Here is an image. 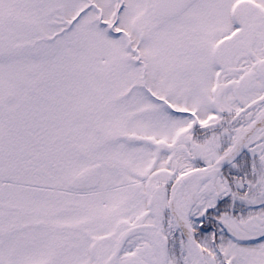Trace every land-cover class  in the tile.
Listing matches in <instances>:
<instances>
[{"label":"snow or ice","instance_id":"1","mask_svg":"<svg viewBox=\"0 0 264 264\" xmlns=\"http://www.w3.org/2000/svg\"><path fill=\"white\" fill-rule=\"evenodd\" d=\"M0 264H264V0H0Z\"/></svg>","mask_w":264,"mask_h":264}]
</instances>
